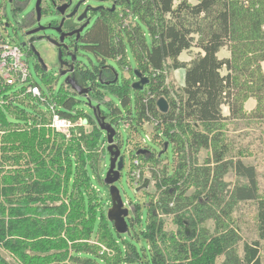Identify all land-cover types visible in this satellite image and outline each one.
I'll use <instances>...</instances> for the list:
<instances>
[{
	"label": "trees",
	"instance_id": "16d2710c",
	"mask_svg": "<svg viewBox=\"0 0 264 264\" xmlns=\"http://www.w3.org/2000/svg\"><path fill=\"white\" fill-rule=\"evenodd\" d=\"M111 2L114 11L95 19L80 38L81 48L95 55L98 65L81 67L73 76L89 89L87 99L107 104L109 123L117 126L124 121L131 136L144 131L149 118L157 120L150 141L161 150L165 142L172 146L174 167L169 171L159 153L145 146L149 153L136 155L140 141L134 145L131 165L137 159L142 175L146 169L154 193L145 228L133 235L128 230V240L111 227L104 197L92 186L91 174L100 180L103 159L97 153L102 132L95 120H89L90 133L80 130V139H66L46 128V113L33 108L36 112L29 114L26 107L35 102L31 96L0 94L7 100L0 105V264H11L5 254L17 264H219L220 258V264H262L259 241L244 242L240 249L233 214L240 204L256 202L258 238L264 241V197L259 194L256 169L240 159L243 153L228 159L234 149L227 133L240 122L263 126L264 133V0ZM13 3L17 10L24 6L22 0ZM192 46L204 55L181 63L179 55ZM225 46L230 58L219 60L217 53ZM107 59L127 70L129 77L119 83L117 72L105 67ZM36 67L42 83L52 90L51 79ZM104 68L111 69L108 86L97 82ZM223 68L226 75L220 74ZM178 69H184V86L179 89L166 82ZM133 70L148 77L143 90L132 89ZM106 92L119 99L125 119L109 105ZM76 96L62 85L53 97L61 107L59 113L72 121L86 117L75 108ZM160 98L168 103L166 113L157 109ZM249 98L256 107L247 113L244 105ZM222 106L229 109L227 118ZM20 122H30L31 128L14 130ZM116 140L121 145L117 131ZM201 151L207 157L199 163ZM229 173L238 180L233 185L225 181ZM130 206L128 228L134 229L142 217L139 205ZM163 216L176 217L177 233L165 230ZM186 222L187 232L182 229ZM141 239L145 246L139 248L135 242Z\"/></svg>",
	"mask_w": 264,
	"mask_h": 264
},
{
	"label": "rangeland",
	"instance_id": "374dc122",
	"mask_svg": "<svg viewBox=\"0 0 264 264\" xmlns=\"http://www.w3.org/2000/svg\"><path fill=\"white\" fill-rule=\"evenodd\" d=\"M24 6L22 9L17 10L15 9L14 3H10L9 0H0V37L5 40L7 43H12L19 45L22 43L23 35L21 30H19V22L27 17V20H30L31 15L34 14V7L36 0H23ZM49 0H43V3H48ZM57 2H62L64 0H55ZM72 1V0H71ZM84 3V2H83ZM87 5H90L93 8H98L100 6H104L106 8L110 7L112 3L110 2H98L96 0H87ZM96 12H94L95 14ZM60 15H62L60 13ZM36 17V16H35ZM56 18V19H55ZM36 19V18H35ZM58 15H48L43 16L41 19V23H50L52 21L58 20ZM8 24V27L5 28V25ZM92 24L90 25V27ZM54 34L51 31H47V36L50 38H53ZM36 51L40 54L41 58L44 61L45 66L47 67V71L45 72L47 77L51 79L54 95L57 94V91L61 88L62 85H64V79L66 76H59V65L57 62V51L56 48L53 47L51 43H49L46 39L39 40L35 42L34 44ZM24 51V50H23ZM25 55H23L22 60L28 65V68L30 70L31 75L33 76L35 82L39 84L42 88L46 89L45 85L41 81V76L38 75L40 70L36 67L37 61L34 59L33 56H27L26 51H24ZM127 58L129 65L132 69L135 68V61L132 56L131 51L129 48H127ZM67 60H69L67 58ZM77 60L81 62V66L85 69L91 68L94 65H98V60L89 51H80V54L78 55ZM105 65L108 67H111L113 70H115L119 76V83H121L123 78H128L129 73L127 70H123V68H120L118 64L115 61H111L110 59H107L105 61ZM40 74V73H39ZM41 75V74H40ZM174 87V86H173ZM14 90H9L8 92H13ZM106 100L110 101L109 105L115 106L119 109L120 115L123 119L126 118V113L123 109V107L120 104L119 99L109 93L106 92ZM77 104H76V110L80 111L85 114L86 117L82 118L84 123V129H80L83 131V134H88L91 132L93 125L89 122V120H94L93 118V112L87 105V98L84 96L77 95L76 97ZM26 103V102H25ZM92 106H96L97 102L94 100H91ZM31 107H26L27 111H29V114H34L36 111H40L42 113H46V108L43 105H40L38 102H31ZM33 106V107H32ZM34 108V109H33ZM100 111L103 113L105 122H110V109L107 106V104H101ZM48 123V122H47ZM19 126H24L26 124L20 122ZM239 127L235 128V126L231 125L229 132L227 133L228 139L231 143V146L233 147V151L228 159H236V157L239 155V152L243 153V156L240 157L242 162L245 164V166H253L256 169V180L259 185V194L260 196L264 197V133H262L263 126H253L252 123H249L247 125L244 124V122L238 123ZM114 128L117 131V135H119V138L121 140V156H123L124 165L120 172V178L115 183L116 188L120 192V196L122 199V202L124 204L125 208H131L130 203L132 206L139 205L140 206V214L142 217L141 225H135L134 229H129V232L133 235L134 232H139L143 228H145L146 223L148 221V208L147 205L151 201L150 195L154 193V187L153 184H149L148 189L141 190L139 193H134L135 187H133L129 182V175L131 172V158L130 154L134 153V145L137 143V141L144 140L145 147H148L151 151L154 153H159L161 148L158 144L148 140L146 137L151 138V131L152 126H144L142 132H139L138 135L131 136L126 128L124 127V121H120V123L116 125H113ZM89 127V128H88ZM14 130L18 131V128L14 126ZM80 136H76L74 133H72L71 137L69 139H80L82 136V132L79 131ZM105 140V133H102V138L100 141V146L98 147L97 153L103 156L102 163L100 165V180L96 178L95 175L91 174V180L93 183V188L104 197V203L105 208L108 210L110 207V197L108 193V187H106L103 184V179L106 175V172L109 167V154L104 150V146H106V143L103 141ZM207 157L206 151H201L199 154L198 160L199 163H202V161ZM238 159V157H237ZM1 161V160H0ZM160 162L162 164H166L168 166L169 171H172L175 160L174 155L172 151V146H169L168 150L161 155ZM6 166L7 163L5 164ZM144 176H148V172L143 170ZM225 181L231 183L233 185L236 181H238L233 173H229L225 177ZM240 182H244V180L240 179ZM106 210V212H107ZM131 213V212H130ZM129 213V214H130ZM256 214H257V203L256 202H246L240 204L234 214V222L239 227V233L242 239V242L240 243V249L242 250V245L244 242L247 243H253L254 241H259L260 243V259L262 264H264V241L259 240L258 238V231H257V222H256ZM164 223H165V230L168 233H177L179 230L178 225L175 223L176 217L174 216H163ZM187 221V220H186ZM188 222V221H187ZM207 226L212 229L211 222L207 223ZM112 227V224H111ZM186 226L183 225L182 229L184 230ZM187 229L189 230V225L187 223ZM190 231V230H189ZM116 232V231H115ZM183 232V231H182ZM129 233V234H130ZM124 234L121 236H125L126 239L129 240V235ZM116 235V234H115ZM135 242V241H133ZM135 244L140 248L142 246H145V242L143 239H141L139 242H135ZM6 259L11 264H17L15 260L8 254H5ZM223 258H220L218 260V263L220 264L222 262Z\"/></svg>",
	"mask_w": 264,
	"mask_h": 264
},
{
	"label": "water",
	"instance_id": "95a60500",
	"mask_svg": "<svg viewBox=\"0 0 264 264\" xmlns=\"http://www.w3.org/2000/svg\"><path fill=\"white\" fill-rule=\"evenodd\" d=\"M41 1L42 0H36L35 7H34V14L36 16L35 18H36L37 23L41 22V15H42ZM85 1L86 0H79L76 3V5L73 7L72 12L67 16V18H71L74 15H76L78 9L81 7L83 2H85ZM96 1L103 2V0H96ZM9 2L12 4L13 0H9ZM70 6H71V4L65 5V7H63L60 10L58 9V11L61 14H64L65 10L67 8H69ZM100 8H103V7L100 6L98 8H93L91 6H86L84 8L82 14L76 19L77 22H82L85 20V23L83 24L82 27H80L78 30H76L74 32H70L68 34H64L63 32H61V27H62V23H63V21H61L60 25L57 28L50 27V23H49L47 25V27L39 25L36 29L27 33V35H34V34H37L39 32L51 31V32L56 33L58 35L57 40L52 39V38L50 39L49 36H46L45 38L40 37L39 40L46 39L54 47L59 49L58 50V56H57V62L59 65V76H66L64 79V85L68 86L71 89V91H73L76 95L84 96L86 98H87V94L89 92V89L80 86V84L75 80V77L73 75H71L73 72V68L71 65L68 64V62L73 63L76 60V56L74 53H69L68 54L69 60L68 61L63 60L62 50L66 51V52L68 51V45L63 44V43H64L65 39H68L72 36H75L74 40L77 42L79 40V38L81 37V33L84 31L85 28L90 26V24L92 22V19L88 18L87 14L89 12H91V13L98 12ZM114 9H115V4L113 3L110 11L111 10L114 11ZM26 22H27V17L23 18L19 22V26L21 27L22 25H25ZM7 27H8V24L5 25V28H7ZM24 29H25V27H24ZM30 42L31 41H28L29 44H30ZM78 43H80V42H78ZM19 46L22 49H26V43L25 42L20 43ZM31 47L33 50L32 52L35 53V55L37 57V64L41 67V69L44 72H46L47 67L44 64L43 59L41 58L40 54L36 51V49L33 46H31ZM78 48H80V51L85 52V50L82 49L81 46L80 47L78 46ZM74 51L76 52V51H78V49L75 48ZM63 67H66L67 70L63 69ZM105 67H107V66H105ZM133 75H134L135 80L132 83V89L133 90H143L144 86L149 83L148 77L142 75L137 70H133ZM117 80H118V76L115 75L114 82ZM106 85H107V83H106ZM87 105L89 106V108L93 112V118H94L99 130L102 133H105V141L107 144L105 150L109 154V167H108L106 175L103 179V184L106 187H108V193H109V197H110V207L106 212V218H107L108 222L113 225V228L117 234L124 235V234H127L128 230H129L127 218L129 217V213L131 212V208H125L124 207V204H123L121 196H120V192L115 186V183L120 178V172H121L123 165H124L123 156H121L120 147L117 145V141H116V130H115L113 125H111L110 123H106L105 118L103 116H101L99 104H97L96 106H92L91 100L87 99ZM156 106H157V109L161 113H166L168 110V103L164 98L158 99ZM167 148H168V142H165L164 143V149L159 152L158 157H161V155L163 153H165ZM145 153H149V151L145 150V149H141V150H138L135 154L136 155H143ZM148 186H149V179L145 178L142 185L139 187H136L134 189V193H139L141 190H146V189H148ZM185 226H186L185 231L187 232L188 231L187 222L185 223ZM188 235H189V233H186L187 237H188Z\"/></svg>",
	"mask_w": 264,
	"mask_h": 264
},
{
	"label": "built area",
	"instance_id": "2783aa9c",
	"mask_svg": "<svg viewBox=\"0 0 264 264\" xmlns=\"http://www.w3.org/2000/svg\"><path fill=\"white\" fill-rule=\"evenodd\" d=\"M23 55H25V53L19 45L7 43L0 37V94H14L17 99L23 98L27 95L31 96L35 102H38L46 108V114L49 117V123L46 125V128L51 129L53 133L63 135L66 139H69L72 133L76 136H80L78 131L84 129L83 119L80 118L76 121H72L64 118L59 113L61 107L57 105L53 98V89L49 90L46 88L43 92L41 88L35 84V80L30 73L28 65L22 60ZM26 55L29 56L28 52H26ZM157 74H159V72L156 71L153 75L155 76ZM38 75L41 76L39 73ZM9 90L14 91L9 93ZM171 94L175 99L174 94H176V92L173 91ZM10 100L14 101L13 99ZM6 103L7 100L4 101L3 98L0 97V105ZM148 125H151L152 127L156 126L157 120L149 118V122L145 123L144 126ZM127 126V124H124L125 128H127ZM17 128L18 131L29 130L31 128V123L29 122L27 125L18 126ZM146 138L150 140V137L147 136ZM104 143H106V141H104ZM139 143L141 144V149H145L144 140H140ZM105 149L106 146H104V150ZM132 162L133 164H130V184L136 188L142 185L145 178H148L149 184L154 185V181L149 175L146 177L141 174L139 161L136 159Z\"/></svg>",
	"mask_w": 264,
	"mask_h": 264
},
{
	"label": "flooded vegetation",
	"instance_id": "af4514ba",
	"mask_svg": "<svg viewBox=\"0 0 264 264\" xmlns=\"http://www.w3.org/2000/svg\"><path fill=\"white\" fill-rule=\"evenodd\" d=\"M23 1V0H22ZM79 0H64L62 2H57L55 0H49L48 3H43V0L41 1V8H42V15H41V19L43 18V16H48V15H58L59 16V19L58 20H55V21H52L50 22V27L52 28H57L61 21H63L62 23V27H61V32H63L64 34H68L70 32H74L76 30H78L80 27L83 26V24L85 23V20L82 21V22H77V18L82 14L84 8L86 6H90V5H87V0L81 5V7L78 9L76 15H74L73 17L71 18H67V16L72 12L73 10V7L76 5V3L78 2ZM13 2H21V0H13ZM99 2V1H98ZM103 2H111V0H103ZM71 6L69 8H67L64 12V14L60 15V12L58 11V9H62L63 7H65V5H70ZM103 8H100L98 12H96L95 14L94 13H91L89 12L87 14V17L88 18H91L92 19V22L91 24L94 22L95 19H101L104 17V13L110 11L111 9V6L106 8L104 6H102ZM56 19V18H55ZM49 23H45V24H42L41 22L40 23H37L36 22V19H35V16L32 14L31 17H30V20H27L26 24L25 25H22L21 27L19 26V30H21L22 32V35H23V40L22 42H25L26 43V49H23L24 51L28 52V55L30 56H33L34 59L37 61V57L35 55V53H33L32 51V47L34 46L35 42L39 41V38L40 37H43L45 38L47 36V31L46 32H39L37 34H34V35H27V33H29L30 31L36 29L39 25L41 26H45L47 27ZM90 24V25H91ZM25 27V29H24ZM90 26H88L87 28L84 29V31L81 33V36H83L86 32L87 29H89ZM53 33V32H52ZM54 35L51 36L53 37L52 39H58V35L56 33H53ZM81 38V37H80ZM80 38L79 40L76 42L74 39H75V36H72L68 39H65L64 40V43L63 44H67L68 45V51H64L62 50V58L63 60H67V58L69 59L68 57V54L69 53H74L75 56H76V60L71 63V62H68L69 65L72 66L73 68V72L71 75H73V73L78 70L79 68H81V62H79L77 60L78 58V55L80 54V48H78V46H82V44L78 43L80 42ZM51 39V38H50ZM28 41H31L30 44L28 43ZM54 47V46H53ZM56 48V47H55ZM77 48L78 51H74V49ZM28 49V50H27ZM58 48H56V55L58 56ZM37 64V63H36ZM106 66V65H105ZM108 67V66H107ZM63 69L67 70L66 67H63ZM97 82H99L102 86H108L109 83H111V69L110 68H104V69H101L99 74H98V80ZM107 83V85H106ZM90 82L87 83V87H90ZM118 145L119 142L118 140H116ZM121 146V145H120ZM119 146V147H120Z\"/></svg>",
	"mask_w": 264,
	"mask_h": 264
},
{
	"label": "crops",
	"instance_id": "0c3cea01",
	"mask_svg": "<svg viewBox=\"0 0 264 264\" xmlns=\"http://www.w3.org/2000/svg\"><path fill=\"white\" fill-rule=\"evenodd\" d=\"M203 56L204 53L199 49L194 46H192L190 49L184 50L180 55L178 60L181 63L189 64L192 60H194L197 56ZM217 58L219 60H228L230 58V52L228 48L222 47L219 52L217 53ZM261 70L264 74V62L261 63ZM227 70L222 69L220 71L221 75H226ZM167 83L170 84L171 86H174V88H182L184 86V69H178L171 71L167 77ZM256 107V102L254 99L249 98L244 105V109L247 113L252 112ZM222 115L227 118L229 116V109L227 106H222Z\"/></svg>",
	"mask_w": 264,
	"mask_h": 264
}]
</instances>
